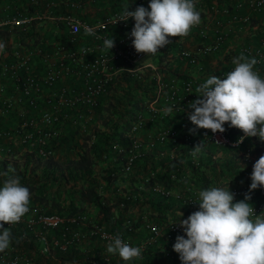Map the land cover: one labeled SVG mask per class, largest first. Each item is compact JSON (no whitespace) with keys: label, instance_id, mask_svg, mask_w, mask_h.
<instances>
[{"label":"built area","instance_id":"1","mask_svg":"<svg viewBox=\"0 0 264 264\" xmlns=\"http://www.w3.org/2000/svg\"><path fill=\"white\" fill-rule=\"evenodd\" d=\"M99 1L105 0H0V41L6 48L0 54V157L32 154L35 158L45 159L56 153L58 139L69 129L86 130L91 136V127L97 122V107L102 98L114 93L126 77L135 75L147 82L151 95L143 101V111L139 112L131 125L129 133L138 130L145 121L164 118L165 110L173 108V112L183 111L189 129L195 128L189 114L194 111L189 107L191 101L198 98L196 77L182 76L176 72H167L163 63H158L154 56L137 53L130 33L135 19L118 21L126 5L130 11L139 6L148 7L150 0H110L111 10L94 17L84 18L89 9H95ZM121 1L123 4L117 3ZM137 4H135V2ZM128 2V4H127ZM251 10L264 8V0H242L236 8L243 4ZM212 5V15L197 28L199 35L207 32V25L215 24V43L224 38L220 12ZM232 20H247V15H239L233 10ZM118 21V22H117ZM92 29L94 34H86L85 29ZM106 38L114 39L111 50L103 48ZM211 45H188L177 50L179 57L188 59L198 65L200 55L207 52ZM243 52L255 57L258 63H264V31L259 36L256 46L242 45ZM258 70L259 68L256 67ZM229 70H221L217 76L226 78ZM260 72V71H259ZM104 98V99H105ZM103 99V100H104ZM223 133H213L203 129L202 139L218 147L238 146L244 133L236 130L231 136L225 126ZM202 129H197L196 133ZM149 143L171 141L189 146L194 134L189 130L182 132L171 126H163L150 136ZM152 137H154L152 139ZM246 137H244L245 139ZM136 135L128 150L124 167L129 170L132 163L146 155V143ZM243 139V140H244ZM114 150L122 148L113 143ZM217 185V187L228 186ZM251 183L229 185L235 193V201L243 200L249 193ZM154 190L164 192L158 183ZM198 190H192L185 201L191 206H199L194 202ZM255 212L264 213V186L250 193ZM75 216H63L58 213L45 212L40 207L30 205V211L15 225L9 227L17 244L5 253H0V261L4 264H32L31 249L48 251V228H57V235L52 236L54 244L66 249L70 245H80L84 238L81 224ZM80 226V227H79ZM152 238L162 234V226L154 222H146ZM172 228L180 235H185L179 221L172 223ZM100 235L110 242L113 233L99 230ZM121 237V236H120ZM126 243V238L121 237ZM187 238V237H186ZM26 242L30 253H23L22 243Z\"/></svg>","mask_w":264,"mask_h":264},{"label":"trees","instance_id":"2","mask_svg":"<svg viewBox=\"0 0 264 264\" xmlns=\"http://www.w3.org/2000/svg\"><path fill=\"white\" fill-rule=\"evenodd\" d=\"M212 1L202 0L200 1L202 5L196 4L197 10L201 13V20L204 18L207 20L208 16L213 14ZM239 1L242 0H219L218 3L219 6L228 7L227 13L231 17L234 13L232 7ZM134 2L137 4L136 1ZM117 3L123 4L121 1ZM171 39L172 43L160 49L156 57L157 62L163 63V66L167 68L168 64L173 65L174 61L180 60L183 63L187 60L188 62V59L178 55L175 60L170 59L175 50L184 48L181 38ZM172 72L178 73L176 70ZM179 74L184 77V74ZM126 81H129V85L124 95H117L114 101H108L104 97L98 104L97 119H100L102 128L91 131L94 136L86 130L69 129L58 139L56 151L62 142L78 140L77 158L64 161L60 160L56 153L45 159L35 158L29 153L21 156L0 157V173L6 171L9 165L15 168V174L20 177L21 183L32 193L30 205L40 207L48 213H58L67 217L75 216L79 220L84 216V221L81 227L79 226L84 233L80 245H70L63 249L58 244H54L52 236H56L58 231L54 227L48 228V251L31 249L33 254H28L27 252H31L28 251L29 246L23 242L18 252L24 250L23 253L30 255L32 264H182L179 254L173 249L176 238L180 234L171 226L177 221L171 198L162 196L164 193L154 194L155 190L152 187H149V190L136 189V187L132 188L135 181L132 183L127 180L126 182L128 176H137L140 166H144L141 174L148 175L146 168L156 170L158 167L169 165L166 164V157L160 159L159 166L150 161L155 159L151 154L152 151L157 150L162 143L156 141L157 144L150 147V153L148 151L141 159L134 161L129 170L125 169L124 162L128 157L132 139L136 135H139L142 142L146 143L147 140H151L150 136H154L155 131L163 126L175 127L180 131L170 117L174 114L181 116L183 111L170 113L162 119L145 121L138 130L130 134L129 130L136 115L144 109L143 101L151 95V88L147 87V82L135 75L126 77ZM197 87L198 83H196ZM255 138V140L244 139L239 144L241 148L250 145L251 154H254L256 158L252 165L248 161L244 163L235 161L234 155L238 154L239 145L224 146L222 148L226 151V155L221 160L213 159L212 155H208L205 160L203 159L204 163H198L195 166L189 158L186 166L188 164L191 167L187 174L181 169V163L171 162L172 165L167 166L163 171L160 170L158 174L154 171L155 179L161 184L163 191L175 189V183L183 179L191 181L192 187L178 188L182 198L176 200L178 204H186L185 206L190 205L185 201V197L192 190L217 187L219 184L251 183L253 166L264 155V141H261L258 136ZM113 143H117L122 150H114ZM176 144L179 145L180 142ZM97 163L100 164L96 165ZM39 166H41L40 173H36ZM129 172L131 174L127 175ZM3 179L4 177L0 176V186ZM149 183V180H145V184ZM131 205L134 208L137 207L133 216L128 212ZM146 222L160 224L163 228L162 234L155 239L152 238L145 226ZM99 230H105L115 236L119 235L126 238L131 246L141 247L142 258L123 261L118 254H108L106 249L109 241L100 235ZM142 230L145 231L144 235L141 233ZM165 233L174 237L172 240H167L173 249L172 252L169 250L166 253L158 246L161 241H165ZM12 243H18V239L14 236ZM0 264L4 263L0 261Z\"/></svg>","mask_w":264,"mask_h":264},{"label":"clouds","instance_id":"3","mask_svg":"<svg viewBox=\"0 0 264 264\" xmlns=\"http://www.w3.org/2000/svg\"><path fill=\"white\" fill-rule=\"evenodd\" d=\"M129 18L135 19L130 36L134 37L136 52L149 56L171 44V38L187 37L193 27L202 23L196 0H150L147 8L141 5L135 11L126 5L118 21ZM85 32L94 34L90 28ZM113 47V38L104 39V49ZM5 48L6 43L0 41V54ZM232 64L234 69L226 78L212 75L196 88L198 98L189 104L194 109L189 118L196 127L189 131L195 134L199 128L223 133L227 122L244 133L237 143H242L244 137L256 136L264 141V78L255 67L258 60L241 53L232 58ZM172 111V107L165 110L166 114ZM202 147L197 144L192 155ZM15 172L9 165L0 173L4 177L0 186V253L8 251L13 241L10 228L4 225L19 223L30 211L32 193ZM251 180L249 193L264 186V155L255 162ZM249 193L235 201L229 185L199 190L194 199L199 210L179 221L187 238L178 235L173 245L182 264H264V213L255 212L248 202ZM182 215L179 211L178 216ZM106 251L118 254L123 261L142 258V248L131 246L119 235L110 239Z\"/></svg>","mask_w":264,"mask_h":264},{"label":"crops","instance_id":"4","mask_svg":"<svg viewBox=\"0 0 264 264\" xmlns=\"http://www.w3.org/2000/svg\"><path fill=\"white\" fill-rule=\"evenodd\" d=\"M198 1L202 0H196V4L202 5L203 3ZM209 1V0H207ZM219 0H213L212 3H215L216 6L222 11V9L226 7V5L219 6L218 3ZM207 3V2H206ZM238 3V2H237ZM113 7V2L110 0H105V1H99L95 7V9H89L86 11V13L83 15L85 19L91 20L94 17L103 14L106 11L111 10ZM234 11H236L239 15H247L248 19L247 20H232L228 13L223 14L221 17L222 19V24L219 25L220 29L223 30L224 33V38L216 42L215 36H216V31L218 27L211 23L210 25H207V32L205 35L201 36L197 32V28L193 27L190 34L187 37L181 38L183 40L184 45H192V46H197L199 44H205V45H211L210 49L200 55V60L198 65H193L190 64L186 61H183V63L180 60H176L177 62L174 61L173 65L174 70H176L178 73H182L185 75L193 74V76L196 77V81L198 82V86L205 82L206 79L212 75H218L221 70H233L234 65L232 64V58L235 56L240 55L241 53L253 57L251 55H248L244 53L240 47L242 45H250V46H256L259 43V36L260 34L264 31V8L259 9V10H251L247 7V5L244 3L240 8H236V3L232 7ZM206 19H202V23L206 22ZM177 51L175 50L174 53L170 56V59L173 61L175 60V57L177 56ZM229 56V57H227ZM255 67L259 68V71L261 73V77L264 78V63H258ZM172 123H175L180 129V131L185 132L189 130L187 120L185 116L182 114L181 116H177L174 114L173 116L170 117ZM225 126L228 129V132L231 136H236V127H230L229 123L226 122ZM205 133V131L202 129L199 132L194 134L195 140L189 145L186 146V150H182L180 145H177L176 143H173L171 141H165L162 143L159 147H157V150L152 151V155L155 158H161L163 159L166 157V164H169L167 166L172 165V161H176L181 163V169L186 171V174L189 173L190 167L191 166H186V163H189V158H191V163H194L196 166L198 163H204V160L206 156L212 155L214 156V153H211L210 150H212L213 147H217L219 149H222V147L215 146L211 143H206L202 139V135ZM252 139L255 140V137H246L245 139ZM197 144H203V147L199 153H197L195 156L192 155L193 149L196 147ZM238 151L241 152L242 154L245 155H251V147L250 145L246 148H241L240 145L238 146ZM150 148H147V152L149 151L150 153ZM168 159H172L171 161H168ZM188 159V160H187ZM204 159V160H203ZM166 165L163 167H158L156 170L153 169H148L146 168L145 170L148 172V175H143L142 170L144 166H140L138 169V174L137 176H128L126 178L127 180H130L132 183L135 181V183L132 185L133 187H136V189H142V190H149V187H153L154 183H158L160 186L161 184L155 179L156 174H158L161 171L165 170ZM186 166V169L184 167ZM154 171H157L156 174ZM133 172V171H132ZM146 172V174H147ZM131 174L130 172L127 174ZM145 180H149V184H145ZM130 182V183H131ZM243 183V182H241ZM192 182L189 181L188 179H183L179 182L175 183L176 188L175 189H170L168 191L164 192H159V191H153L154 194H162L165 197H170L171 201H173V208L175 211V216L177 218V221L187 219V217L194 211L199 210V206H185L182 203L178 204L179 202L176 199L182 198V194L180 193L181 191L179 189L184 187L190 188L192 187ZM179 188V189H178ZM153 189V188H152ZM199 191V190H198ZM158 192V193H157ZM137 208V207H135ZM133 205H131V208H128L129 214L131 216L135 215L136 211ZM182 212V216H178V213ZM136 230V229H135ZM138 233V231H136ZM142 235L145 234V231L142 230ZM133 235V234H132ZM136 235V233H134ZM131 237V236H130ZM165 241H161V243L158 244L160 249L164 250L166 253L172 252L171 245L168 244L167 240H172L174 237H171L169 233H165Z\"/></svg>","mask_w":264,"mask_h":264},{"label":"rangeland","instance_id":"5","mask_svg":"<svg viewBox=\"0 0 264 264\" xmlns=\"http://www.w3.org/2000/svg\"><path fill=\"white\" fill-rule=\"evenodd\" d=\"M223 14H226L225 12H220L219 15L221 17H223L222 15ZM188 45H184V47H187ZM157 60V58H155V61ZM169 67L167 68L166 64V70H169V71H175L174 70V65H170L168 64ZM129 85V81H126L125 83H121L119 85V87L117 88V90L112 93L110 96H107L105 99H108V101H114L117 97V95L119 94H123L125 93V90H126V87ZM96 128H102V125L100 124V119L97 120L96 123H94L91 127V131L93 130H96ZM72 143H74L72 145ZM157 143L156 142H153V143H149V140L146 141V145L145 147L146 148H150L154 145H156ZM178 145V144H177ZM181 149L184 151L186 150V145L183 144V143H180L179 144ZM78 147H79V144H78V140H69V141H64L61 143V145L58 147V150L56 151V156L60 159V160H67L69 158H77L78 157ZM212 150H210L211 153H214V156L212 157L213 159H222L226 154V151L222 148V149H219L217 147H211ZM155 158V157H154ZM234 158H235V161L237 163H244L245 161H248L250 165H252L254 163V160L256 159L254 154H251L250 156L249 155H245V154H242L241 152H238V154L234 155ZM160 159L161 158H155V159H150L151 163H153L154 165L158 164L159 166V162H160ZM191 159V158H190ZM172 159H168V161H171ZM167 162V160H166ZM174 162V161H172ZM144 163V162H143ZM100 164V163H99ZM98 163L96 165H99ZM174 165V164H173ZM40 167L36 169V173H40ZM165 235V234H164ZM165 239V237H164ZM59 261V260H58ZM64 263V262H63Z\"/></svg>","mask_w":264,"mask_h":264}]
</instances>
